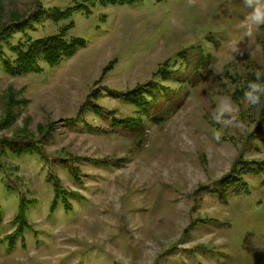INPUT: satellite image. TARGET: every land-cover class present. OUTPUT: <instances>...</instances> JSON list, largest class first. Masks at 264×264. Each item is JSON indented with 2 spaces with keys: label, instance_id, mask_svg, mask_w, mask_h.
Returning a JSON list of instances; mask_svg holds the SVG:
<instances>
[{
  "label": "rangeland",
  "instance_id": "obj_1",
  "mask_svg": "<svg viewBox=\"0 0 264 264\" xmlns=\"http://www.w3.org/2000/svg\"><path fill=\"white\" fill-rule=\"evenodd\" d=\"M250 11L0 0V264H264Z\"/></svg>",
  "mask_w": 264,
  "mask_h": 264
},
{
  "label": "clouds",
  "instance_id": "obj_2",
  "mask_svg": "<svg viewBox=\"0 0 264 264\" xmlns=\"http://www.w3.org/2000/svg\"><path fill=\"white\" fill-rule=\"evenodd\" d=\"M189 5H193L195 0H188ZM244 5L251 9L244 20L239 24V28L244 30V35L248 38L253 36V28H259L264 25V0H243ZM233 51H240L234 48ZM241 54H243L241 52ZM230 59V57H229ZM261 73L256 72V81L249 82L247 90L244 93L245 99L252 106L261 103V98L264 97V83H260ZM227 117V118H226ZM213 120L225 126H230L236 122V117L218 105L217 110L213 113ZM242 127V124H238ZM217 140L220 139V133L215 134Z\"/></svg>",
  "mask_w": 264,
  "mask_h": 264
},
{
  "label": "trees",
  "instance_id": "obj_3",
  "mask_svg": "<svg viewBox=\"0 0 264 264\" xmlns=\"http://www.w3.org/2000/svg\"><path fill=\"white\" fill-rule=\"evenodd\" d=\"M126 2H128V0H126Z\"/></svg>",
  "mask_w": 264,
  "mask_h": 264
}]
</instances>
